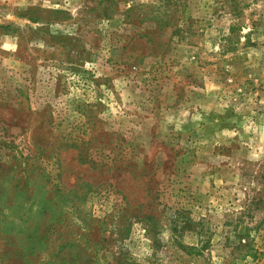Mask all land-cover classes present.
<instances>
[{"label": "rangeland", "instance_id": "374dc122", "mask_svg": "<svg viewBox=\"0 0 264 264\" xmlns=\"http://www.w3.org/2000/svg\"><path fill=\"white\" fill-rule=\"evenodd\" d=\"M0 264H264V0H0Z\"/></svg>", "mask_w": 264, "mask_h": 264}]
</instances>
